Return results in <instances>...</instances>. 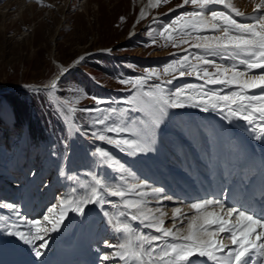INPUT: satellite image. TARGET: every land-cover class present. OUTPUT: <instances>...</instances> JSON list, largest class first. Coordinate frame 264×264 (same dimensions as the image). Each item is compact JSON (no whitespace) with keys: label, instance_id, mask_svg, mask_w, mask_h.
I'll use <instances>...</instances> for the list:
<instances>
[{"label":"snow or ice","instance_id":"6c2138e0","mask_svg":"<svg viewBox=\"0 0 264 264\" xmlns=\"http://www.w3.org/2000/svg\"><path fill=\"white\" fill-rule=\"evenodd\" d=\"M170 2L149 0L154 9ZM247 2L254 5L252 13L241 11L233 0H182L177 7L192 10L178 13L161 25L147 45L155 46L162 40L164 47L179 50L172 54L175 58L161 67L145 68L143 75L118 79L132 92L123 101L127 108H101L106 102L100 98H93L96 107L77 108L83 97L64 99L66 114H99L86 125L73 120V128L79 136L94 142L89 155L97 168L116 175L108 179L97 171H89V182L80 184L82 194L61 198L47 209L42 220L28 219L16 203H3L0 207L14 213L17 219L0 216V231L28 246L39 264H44L43 250L49 248L50 234L59 233L66 226L69 213L85 217L88 206L95 205L115 239L104 242L113 249L101 255L104 264H264V190L260 193L259 214L256 204L242 207L222 199L204 198L185 205L191 214L175 207L169 216L162 205L174 197L164 187L141 179L119 157L95 143L112 146L128 156L155 152L156 130L169 110L184 108L213 111L229 122L244 121L259 132L256 139L264 138V0ZM217 5L219 10L214 7ZM146 15L141 12L142 18ZM66 71L61 69L62 73ZM186 77L201 83L168 87ZM212 86H219V90ZM46 87L49 95H55L59 86L53 80ZM130 112L144 113L150 122L136 121L128 115ZM105 113L118 114L122 122L117 123ZM134 123L136 127H130ZM60 176H65L63 170ZM66 178L79 179L71 175ZM76 191L72 189L73 193ZM109 207L118 211L109 212ZM168 219L171 226H166ZM24 224L31 227L24 231Z\"/></svg>","mask_w":264,"mask_h":264},{"label":"rangeland","instance_id":"374dc122","mask_svg":"<svg viewBox=\"0 0 264 264\" xmlns=\"http://www.w3.org/2000/svg\"><path fill=\"white\" fill-rule=\"evenodd\" d=\"M242 1L235 0L239 9ZM181 3L182 0H171L169 4L151 10L144 20L136 24L139 0H40V3L37 0H0V190H4L0 194V205L2 202L17 203L16 200L11 201L13 195L27 188L36 198L55 189L51 203L54 206L61 198L81 195L80 184L89 182L90 177L86 175L89 171H97L108 179L116 175L97 168L89 155L94 142L79 136L73 128V120L86 125L99 114L88 116L79 111L66 114L62 101L83 97L76 107L93 108L97 106L93 98H100L106 102L100 105L101 108H127L123 101L132 92L119 84L118 79L143 75L145 68L161 67L175 58L172 54L179 50L164 47L162 40L155 46L147 45L161 25L178 13L192 10L177 7ZM132 29L134 34L131 35ZM61 69L67 71L62 73ZM53 80L58 82V91L49 95L46 86ZM181 80L182 84L201 83L193 77L174 82ZM212 87L219 90V86ZM169 112L176 117L175 130L185 137L190 149H198L201 144L210 146L216 141L217 138L204 128L205 114L202 111L192 113L191 109H170ZM105 114L112 116L111 113ZM128 115L136 121L150 122L144 113L130 112ZM168 116L159 128L166 133L171 157L174 153L171 148L175 142L173 149L179 147V139L174 136L177 131L170 123L169 113ZM212 118L211 123L215 127L219 125V119ZM112 120L122 122L118 114L112 116ZM130 127H136V123ZM180 139L184 143V139ZM95 143L107 148L135 173L138 170H141L140 174L145 173L142 172L145 168L158 167L157 162L148 157L138 159V155L135 158L112 146ZM157 145L162 143L155 140L156 149ZM80 160L84 164L78 168L76 164ZM160 163L162 166L165 164ZM62 170L65 176H60ZM68 175L79 179L70 181L66 178ZM73 188L78 193H73ZM109 199L119 203L116 198ZM89 209H95L98 214L94 217L104 222L95 205H90ZM107 210L118 211L110 207ZM168 213L171 216L169 209ZM0 216H9L12 221L17 219L14 213L2 207ZM38 219L42 220V217ZM171 224L170 219L166 220V226ZM50 235L49 241L55 233ZM106 240L114 242L108 231L103 236L102 254L113 251L106 247Z\"/></svg>","mask_w":264,"mask_h":264},{"label":"bare ground","instance_id":"6f19581e","mask_svg":"<svg viewBox=\"0 0 264 264\" xmlns=\"http://www.w3.org/2000/svg\"><path fill=\"white\" fill-rule=\"evenodd\" d=\"M233 3L237 4L235 2V0H233ZM139 5H140V9H139V12L137 14L136 21H135L136 24L139 23L140 21L144 20L149 15L151 10H154V8L150 7L149 0H139ZM240 5H241V9H240L241 11H244L245 13H252L253 12L254 5L251 3H248L247 0L242 1L240 3ZM214 7L217 8L218 10L220 9L219 5L214 6ZM141 12H145V13H147V15L144 18H142ZM132 34H134V29H132L131 35ZM213 59H216V58H213ZM218 62L231 63V61H218ZM181 85H183L182 80L178 81V82H174L173 85H169L168 87L174 88V87H178ZM187 109H191L192 113L197 112V110H199V109L193 110L195 108H184V109H177V110L180 111V110H187ZM169 114H170V117L172 118V121H173L172 122L169 118L170 123L175 128L174 116H173L174 114L173 113L171 114V112H169ZM203 114H205V115H203L204 116L203 117V121H204L203 124H204V128H206V130L209 131V129L212 128L211 117L215 116L218 119H220V121H221L222 131L223 132L228 131L232 136H234V138L237 139L239 146L243 149L244 152L247 151V152H249L250 155L256 154L258 152V149H256V148H257V144L259 143V141L261 139L255 138L256 136L259 135V132L253 131L252 126L248 125L244 121H239V120H232L231 122H229L228 120L223 119L220 114L213 112V111L203 112ZM156 131H157V133H156L157 137H155V140L160 141L162 143V145H159V146L157 145L159 147V149L157 147L155 152L138 154L137 158L140 159L143 156L148 157L149 160H155L157 162V165H159V164L161 165L160 162H163V163H165V164H163V166L167 167V169H169L170 172H175V168L171 167V165L169 164V161L172 157H169V154H171V153H170V150H168V148H167L169 146L166 143L167 142V139L165 138L166 133L164 130H162L160 128H158ZM177 134L179 135L180 133L177 132ZM180 140L177 144L178 146H180L181 143H183L182 140L181 141ZM163 142L165 143L164 145H163ZM175 146H176V142H175V144H173V148ZM173 148H171V150H173V152L175 153L176 149H173ZM135 158H136V156H135ZM83 164L84 163H82L80 160L79 163L76 164V166H78V168H81V167H83ZM163 166H161V167H163ZM140 171L141 170H138L136 174L138 175V173ZM161 177H162V175L159 172L151 173V171H145V173L140 174L141 179H146L154 185L157 181H159V179ZM196 180H197L198 184H200V182L202 181L199 177H197ZM1 191H4V190L1 189L0 194H1ZM77 193H78V191H77ZM168 202H170V201H164L163 205H162L166 211H168V208H167ZM2 203H5V202H2ZM89 207H90V205L86 209V216L85 217H80L77 214L69 213V219L65 221L66 226L62 227V230L59 233H55V237H54V239H52V240H55L57 237V239H56L57 241L54 245L56 248H58L57 249L58 253L55 255V259L50 260L46 264H53V262H55L57 264L59 262V256L63 255V253H64V251L62 250L63 245H62V242L60 241L61 238L71 239V238H74L77 235H79L84 240L86 238H88V240H92L95 237L99 236L98 235V227H100V229L103 231L105 230V227H107L105 222H101V220L98 222L99 224H97L96 221L94 222L93 217L95 214H98V213L95 212V209L93 211L90 210ZM175 207H181V206L175 205L173 208H175ZM181 208L183 209L184 212L191 214L190 210L187 207H181ZM100 216H102V215H100ZM30 227H31L30 225L24 224V225H22V230L27 231ZM103 231H101V232H103ZM113 237H114V234H113ZM51 241H49V247H50ZM82 242H83V240H82ZM227 243L230 244L229 241ZM27 252L33 254L32 250L28 246H25L17 238L10 237L4 231H0V254H2L4 257V261H3L4 264H32L30 261L26 260V259H28V256H29V254ZM90 253H91V258L93 259L95 257V253L93 252V250ZM122 264H123V262H122Z\"/></svg>","mask_w":264,"mask_h":264},{"label":"trees","instance_id":"16d2710c","mask_svg":"<svg viewBox=\"0 0 264 264\" xmlns=\"http://www.w3.org/2000/svg\"><path fill=\"white\" fill-rule=\"evenodd\" d=\"M13 107H14V109H16V105H15V103H13Z\"/></svg>","mask_w":264,"mask_h":264}]
</instances>
